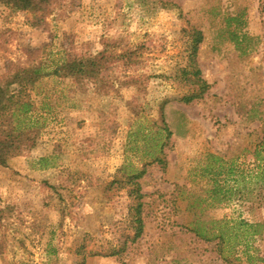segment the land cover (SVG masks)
I'll return each mask as SVG.
<instances>
[{"label":"rangeland","instance_id":"1","mask_svg":"<svg viewBox=\"0 0 264 264\" xmlns=\"http://www.w3.org/2000/svg\"><path fill=\"white\" fill-rule=\"evenodd\" d=\"M193 29L203 41L192 65ZM104 50L137 57L98 81L44 77L34 112L15 122L38 139L0 166V208L12 210L1 221L0 264H264V200L219 203L206 172L220 165L213 157L254 172L264 0H65L46 16L0 5V75L51 74ZM140 171L144 227L132 242L127 182ZM238 221L263 228L255 237L235 230L221 256L219 234Z\"/></svg>","mask_w":264,"mask_h":264},{"label":"trees","instance_id":"2","mask_svg":"<svg viewBox=\"0 0 264 264\" xmlns=\"http://www.w3.org/2000/svg\"><path fill=\"white\" fill-rule=\"evenodd\" d=\"M62 1L65 0H0V5L9 7L15 11L31 12L46 16L50 15L54 6ZM174 8L177 7L174 6ZM191 32L190 62L193 65L195 64L194 58L203 41V34L196 29H193ZM236 37L239 38L238 34H236ZM243 38H245V35ZM106 52L104 50L95 57L85 59L69 58L57 66L51 74H42L39 67H18L0 75V166L6 167L11 159L23 156L24 153L36 147L38 138L35 129H20L15 125V122L20 118H26L34 112L33 92L44 77L52 75L73 79L77 82L84 80L98 81L117 61L127 60L129 65H134L133 61L137 57L130 50H127L125 55L122 56H111L107 55ZM202 85L204 88L206 87L205 84ZM201 94L192 95L186 101L190 102L193 99H197ZM165 131H168V129L165 128ZM253 155L255 168L254 172L250 173L249 176L239 167L237 159L231 160V163L227 164L228 167L225 168L222 158H218V161L216 157H213L214 161L220 165L216 166L218 169L215 170V164H211L207 167L206 172L214 175L215 186L210 191L214 197L219 199V203L230 202L232 196L236 195H240V199H244V196L246 194L249 195V193H255L256 196L259 195L261 200H264V140L257 145ZM223 168L226 170V176L224 177ZM143 175L144 171L132 174L128 177L127 182V184L134 187L130 197L135 199L134 203L130 204L128 211L130 215L128 228L133 230L134 233L131 239L132 242L141 237L144 227L143 208L146 204L142 201L144 195L142 196L140 193L141 184L138 182L142 179ZM11 211V207L0 208V226L2 225L1 221L4 219V216ZM231 225L225 223V229L221 230L219 234L220 243L218 251L221 256H224L225 249L223 247L233 236L235 230L246 229L247 232L250 231L251 237H255L260 235V229L263 228V225L260 223L249 224L244 221H238ZM192 231L201 235L199 230L192 229ZM129 239L130 237L127 240ZM230 258L231 256L224 259L228 264H233L235 259L231 260Z\"/></svg>","mask_w":264,"mask_h":264}]
</instances>
